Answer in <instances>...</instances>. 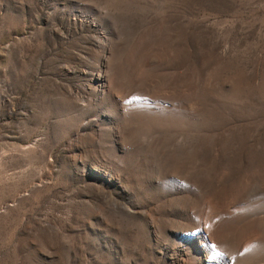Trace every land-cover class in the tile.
<instances>
[{
  "label": "rangeland",
  "instance_id": "obj_1",
  "mask_svg": "<svg viewBox=\"0 0 264 264\" xmlns=\"http://www.w3.org/2000/svg\"><path fill=\"white\" fill-rule=\"evenodd\" d=\"M0 264H264V0H0Z\"/></svg>",
  "mask_w": 264,
  "mask_h": 264
}]
</instances>
